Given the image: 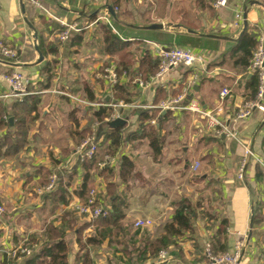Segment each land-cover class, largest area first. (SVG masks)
Listing matches in <instances>:
<instances>
[{
  "label": "crops",
  "instance_id": "crops-1",
  "mask_svg": "<svg viewBox=\"0 0 264 264\" xmlns=\"http://www.w3.org/2000/svg\"><path fill=\"white\" fill-rule=\"evenodd\" d=\"M263 5L264 0H227L220 9L213 7V0H0V41L18 51L13 62L0 58V95L10 90L3 76L20 71L27 92L39 98L27 145L17 156L0 159V264L31 239L36 252L48 226L64 230L68 264H75L76 255L82 253L77 236L84 242L96 235L94 225L79 231L89 221L76 211L81 201L75 190L84 174L77 148L89 130L98 145L89 187L98 190L109 210L115 198L122 201L125 233L88 246L94 264H205L204 247L215 231L207 228L211 223L202 215L205 212L216 217V226L226 222L228 252L243 244L239 264H264V221L253 222L254 211L260 210L257 217L264 215V114L254 110L245 119L235 118L254 98L256 76L236 64L234 52L244 33L264 40ZM154 25L160 28H151ZM69 26L76 30L60 41L59 35ZM34 31L42 56L39 63ZM109 31L128 44L133 70L144 54L159 62L156 46L188 48L202 61L172 68L160 77L156 73L149 80L131 74V104L116 102L106 70L118 66L122 53L106 51L103 36ZM138 78L144 87L134 84ZM223 90L227 95H221ZM184 92L199 103L203 114L159 109ZM17 100L8 97L0 102L10 106ZM100 107L111 108L115 119L125 120L119 127L124 140L112 154H108L109 143L101 144L108 128L89 123ZM153 113L160 117V122L148 123L157 129L161 145L156 158L148 137L130 139L141 116ZM204 113L224 124L228 133L216 136ZM239 140L254 155L247 160L243 181L237 179L242 157ZM195 164L197 173L192 169ZM46 172L71 177L67 205L51 210L44 202ZM182 200L199 204L193 232L178 238L177 247L165 251V260L140 261L136 253L124 251L137 250L143 242L159 237ZM145 220L151 224L135 227ZM137 230L131 244L125 237ZM24 260L19 258L16 264Z\"/></svg>",
  "mask_w": 264,
  "mask_h": 264
},
{
  "label": "trees",
  "instance_id": "trees-1",
  "mask_svg": "<svg viewBox=\"0 0 264 264\" xmlns=\"http://www.w3.org/2000/svg\"><path fill=\"white\" fill-rule=\"evenodd\" d=\"M104 44L106 45V51L111 55L122 53L120 57V63L118 66L114 67V73L116 75V82L111 85V92L113 98L116 102H123L124 104L130 105L131 100L130 96V81L128 77L132 74L133 76H139L144 80H149L152 78L159 69V62L153 60L149 54H144L140 66L137 70L131 69L130 59H132V54L127 52L128 44L120 41L118 36L113 33L105 32L103 36ZM258 45V41L254 35L244 33L241 39L239 40L238 46L234 51L238 55V60L236 64L242 67L244 71H247L251 65V60L254 51ZM125 53V54H124ZM1 59L7 60L8 62H13L14 59H6L0 56ZM130 78V77H129ZM134 78V77H133ZM255 83L254 96L256 93L257 79H253ZM87 92V97L89 100H93V96ZM253 96V97H254ZM38 104L39 98L37 95L27 94L22 97L20 100L13 102L10 106L0 102V159H9L17 156L27 145L28 135L31 129V124L34 119L38 117ZM112 109L106 107H100L96 112L93 113V118L89 123H95L97 126L103 128H108V132L104 135L103 143L110 144V151L108 154H112L113 151L117 150L124 140V135L122 133V128L111 129L108 127V121L112 117ZM167 116V115H166ZM163 116H161L162 118ZM9 118H12V126L9 125ZM160 118V117H159ZM157 114H143L141 116L140 124L137 127L136 131L131 134L130 139L138 140L142 137L149 138L150 148L153 151V156L156 158L160 154L161 145L157 139V129L155 126L149 127L150 121L160 119ZM75 122L76 119H75ZM87 137L92 136L94 133L93 130H89ZM129 139V138H128ZM113 150V151H112ZM96 156V155H95ZM96 163L95 157L90 160H84L82 163L83 180L79 187L75 190V194L80 199L81 203H84L89 187L90 173ZM126 166H129V163L125 161ZM125 167V165H124ZM98 170V168H96ZM100 171V170H99ZM123 174V173H121ZM49 172L43 174V184L47 186ZM51 175V174H50ZM49 175V176H50ZM258 178L261 176L260 173L257 175ZM47 178V179H46ZM58 180L55 183L54 189L47 191L43 194L44 202H48V205L51 207V210H55L59 205H67L69 202L68 187L70 185V176H66L63 179V176H58ZM121 178H125L124 175H121ZM115 198V196H112ZM101 201V198H100ZM199 204L193 206L187 200H182L175 209L171 220L165 224L163 227V233L157 237L152 242L144 243L140 245L137 250L124 249V251L129 252L130 254L136 253V258L140 261L147 259H157L158 255L162 251H166L170 247H177L176 240L182 237L185 233L193 232V221L197 215V208ZM257 212L254 211L253 222L257 220H264V216H258ZM260 214V213H259ZM204 217L211 223V226L207 228L211 230L215 227V231L211 234L210 241L208 242L211 247V251L214 255H221L228 252L227 245V224L225 221L219 222L216 226V217L209 212H205ZM124 219L123 214V204L122 201L115 198L112 203L111 210L105 218H98L95 220H90L89 223H85L80 226L79 231L83 228L94 225L97 227L95 230L94 236L88 237L82 242L80 234L77 236V243L82 250V253L79 252L75 258V264H94L89 257L88 246L98 245L106 239L107 237L124 235V228L122 226V221ZM72 223L68 222V226ZM139 230L135 231L133 234L125 237L128 242L131 244L134 242L135 237L139 234ZM65 232L63 229L55 228L48 226V229L44 232V238L41 240L42 243L40 248L35 252L32 249V252L29 256L23 257L24 264H68L67 255L68 248L64 240ZM145 233H143L144 238ZM45 239V240H44ZM35 242L33 239L29 240L26 244L27 247H32ZM32 243V244H31ZM262 256H264V250L262 251ZM16 258L4 257L3 264H16Z\"/></svg>",
  "mask_w": 264,
  "mask_h": 264
},
{
  "label": "built area",
  "instance_id": "built-area-1",
  "mask_svg": "<svg viewBox=\"0 0 264 264\" xmlns=\"http://www.w3.org/2000/svg\"><path fill=\"white\" fill-rule=\"evenodd\" d=\"M227 4V0H213V7L215 9H220L225 7ZM240 14L237 13L235 15V18L237 20L240 19ZM76 28L74 26L67 27L60 35L59 40L65 41L68 39L71 31H75ZM156 51L158 53L159 58V69L156 74V77L163 76L166 74L169 70L172 68L178 67V66H185V67H191L196 63H200L202 61V57L192 51L188 48H180L177 46H169V47H161L156 46ZM0 56L7 59H15L17 56V50L14 49L11 46L6 45L4 42L0 41ZM107 76L109 79V82L111 85H113L116 82V75L114 73V70L109 68L106 70ZM249 71L256 76L257 79V86H256V93L254 98L246 102L235 114L236 120L245 119L250 116L251 112L254 110H259L264 114V40L263 38H260L258 40V45L256 47V50L253 53L251 65L249 67ZM4 80L9 85V94L0 95V99L2 98H8V97H15L16 99L20 100L22 97L29 94L26 89V80L20 71H13L12 73L8 75H4ZM134 84H138L140 87H144L145 83L141 79H135ZM227 91L223 90L221 95L225 96L227 95ZM186 99V93H182L176 98L159 105V109L161 110H175L178 109L180 111H190L195 112L198 114H203L199 103L195 99H191L187 104H183V101ZM98 105V104H97ZM121 105V104H120ZM122 106V105H121ZM205 117L208 118V125L209 127L214 130V133L216 136H222L227 134V129L224 126V124L218 122L215 120L209 113H204ZM115 117L112 116V118L109 121L114 120ZM153 123V122H152ZM238 145L240 146L242 157L241 162L238 166L237 170V179L239 181L244 180L245 176V169L247 160L250 158H253V152L251 151L250 146L243 142V141H237ZM98 145L95 138V135L84 139L80 146L77 148V153L79 154L81 160H90L95 157L97 153ZM199 165L195 164L193 166V171H196L198 169ZM58 180L57 176L55 174L51 175L49 177V182L47 186H45L44 191H51L54 189L55 183ZM98 190L92 188L88 191L86 200L84 203L79 204L77 206L76 211L81 216L84 217V219L90 221L95 220L98 218H105L110 210L108 207H105L102 205V202L100 201ZM3 209L0 208V212H2ZM151 222L149 220L145 221H137L135 223V227H142V226H149ZM32 247H19L15 250H13L9 256L11 258H23L25 256H29L32 252ZM244 246L242 243H237L231 252H227L225 254L221 255H214L211 251V247L209 243L205 244L204 247V258H205V264H239V261L241 260V257L243 255ZM167 258V253L165 251H162L158 255V259L160 261H163Z\"/></svg>",
  "mask_w": 264,
  "mask_h": 264
},
{
  "label": "water",
  "instance_id": "water-1",
  "mask_svg": "<svg viewBox=\"0 0 264 264\" xmlns=\"http://www.w3.org/2000/svg\"><path fill=\"white\" fill-rule=\"evenodd\" d=\"M109 12H110L111 15H113V11L111 9H109ZM151 28H160V26L154 25ZM33 40H34V43H35L34 44V47H35V49H36V51L38 53V58H39L38 59V63H39L42 60V56L38 52V49H37V45H36L37 35H36V32L35 31L33 33ZM191 98H192V95L187 96L186 101H189ZM142 111L145 112L146 110L145 109H137V112H139V113H141ZM122 112L123 111H120V113H122ZM12 121H13V119L10 118L9 119V125H10V127L12 126ZM124 124H125V120L123 118H116V119H114L112 121H109L107 125H108L109 128L115 129V128H118V127H122Z\"/></svg>",
  "mask_w": 264,
  "mask_h": 264
},
{
  "label": "rangeland",
  "instance_id": "rangeland-1",
  "mask_svg": "<svg viewBox=\"0 0 264 264\" xmlns=\"http://www.w3.org/2000/svg\"><path fill=\"white\" fill-rule=\"evenodd\" d=\"M17 56H18V51H17ZM17 56H16V58H17ZM88 138V137H87ZM97 156H98V153L96 154ZM97 156H95V158L97 157ZM195 173H197V171L195 172ZM92 189V188H91ZM264 216V215H263ZM264 221V220H263ZM239 263H240V261H239Z\"/></svg>",
  "mask_w": 264,
  "mask_h": 264
}]
</instances>
